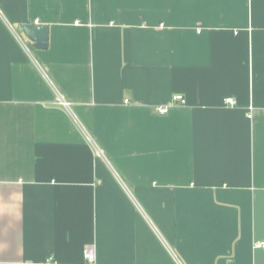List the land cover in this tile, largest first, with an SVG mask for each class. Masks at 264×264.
Returning <instances> with one entry per match:
<instances>
[{
    "label": "crops",
    "instance_id": "crops-1",
    "mask_svg": "<svg viewBox=\"0 0 264 264\" xmlns=\"http://www.w3.org/2000/svg\"><path fill=\"white\" fill-rule=\"evenodd\" d=\"M262 242L264 0H0V264H264Z\"/></svg>",
    "mask_w": 264,
    "mask_h": 264
},
{
    "label": "built area",
    "instance_id": "built-area-1",
    "mask_svg": "<svg viewBox=\"0 0 264 264\" xmlns=\"http://www.w3.org/2000/svg\"><path fill=\"white\" fill-rule=\"evenodd\" d=\"M170 103H178L180 105H184L185 101L182 98V96L175 95V96H173L171 98V102ZM225 103L227 105H229V106H234L236 104V102H235V100L233 98H226L225 99ZM58 104L60 106H62L63 108H65V109H69V105L70 104L68 102H66L65 100L59 99L58 100ZM170 105L171 104L164 105V106H158L156 108V111L159 114H165L167 112L168 107ZM247 117L250 119L251 115L249 114ZM254 247H256V248H264V243L262 242V243L256 244ZM83 258H84V261H85L86 264H94V262H95V252H94V247L92 245H89V246L85 247L84 253H83Z\"/></svg>",
    "mask_w": 264,
    "mask_h": 264
},
{
    "label": "water",
    "instance_id": "water-1",
    "mask_svg": "<svg viewBox=\"0 0 264 264\" xmlns=\"http://www.w3.org/2000/svg\"><path fill=\"white\" fill-rule=\"evenodd\" d=\"M21 31L36 49L47 47L48 29L42 25H22Z\"/></svg>",
    "mask_w": 264,
    "mask_h": 264
}]
</instances>
